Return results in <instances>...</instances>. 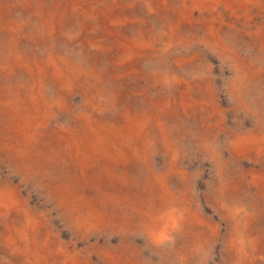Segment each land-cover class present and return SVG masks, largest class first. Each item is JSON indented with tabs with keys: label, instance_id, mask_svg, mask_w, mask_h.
<instances>
[{
	"label": "rangeland",
	"instance_id": "rangeland-1",
	"mask_svg": "<svg viewBox=\"0 0 264 264\" xmlns=\"http://www.w3.org/2000/svg\"><path fill=\"white\" fill-rule=\"evenodd\" d=\"M0 264H264V0H0Z\"/></svg>",
	"mask_w": 264,
	"mask_h": 264
}]
</instances>
